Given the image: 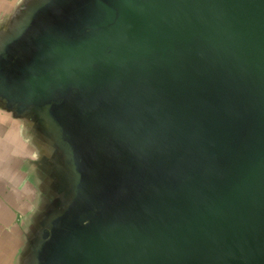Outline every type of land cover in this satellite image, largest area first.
Segmentation results:
<instances>
[{"label":"water","instance_id":"95a60500","mask_svg":"<svg viewBox=\"0 0 264 264\" xmlns=\"http://www.w3.org/2000/svg\"><path fill=\"white\" fill-rule=\"evenodd\" d=\"M0 110L41 192L16 264H264V0H19Z\"/></svg>","mask_w":264,"mask_h":264},{"label":"crops","instance_id":"0c3cea01","mask_svg":"<svg viewBox=\"0 0 264 264\" xmlns=\"http://www.w3.org/2000/svg\"><path fill=\"white\" fill-rule=\"evenodd\" d=\"M18 2L0 0V22ZM29 135L21 119L0 110V264L17 263L24 244L25 219L40 202L35 150ZM20 216H24L21 222Z\"/></svg>","mask_w":264,"mask_h":264},{"label":"rangeland","instance_id":"374dc122","mask_svg":"<svg viewBox=\"0 0 264 264\" xmlns=\"http://www.w3.org/2000/svg\"><path fill=\"white\" fill-rule=\"evenodd\" d=\"M19 218H20V219H19V222H21L20 220H21V219H23V218H24V216H20Z\"/></svg>","mask_w":264,"mask_h":264}]
</instances>
